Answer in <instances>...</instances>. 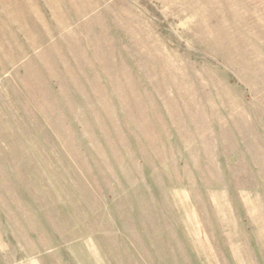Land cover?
<instances>
[{
    "label": "rangeland",
    "instance_id": "rangeland-1",
    "mask_svg": "<svg viewBox=\"0 0 264 264\" xmlns=\"http://www.w3.org/2000/svg\"><path fill=\"white\" fill-rule=\"evenodd\" d=\"M0 264H264V0H0Z\"/></svg>",
    "mask_w": 264,
    "mask_h": 264
}]
</instances>
